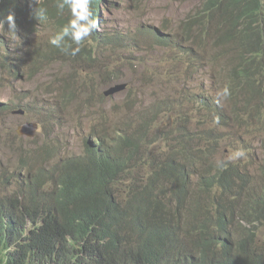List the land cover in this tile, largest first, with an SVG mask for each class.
Listing matches in <instances>:
<instances>
[{
  "label": "clouds",
  "instance_id": "1",
  "mask_svg": "<svg viewBox=\"0 0 264 264\" xmlns=\"http://www.w3.org/2000/svg\"><path fill=\"white\" fill-rule=\"evenodd\" d=\"M106 1L112 4H127L128 0H94V11L92 9V0H55L58 14H62L65 9L70 14L67 23L63 26L61 22L63 20V14L60 15V21L56 17H48V9L41 6L43 3H46V0H0V74H6L14 82L29 84L36 70L33 65L39 61L33 60L32 56L49 53L51 46H53L59 49L64 55L75 57L81 51L84 41L92 33L103 39L104 36H99L95 30L99 23L105 21L101 16L105 14ZM133 1L134 4L130 7L138 12L141 9L139 6L140 0L137 2L135 0ZM181 1L179 0L178 2L180 3ZM206 1L201 0L199 5L192 9L178 23L177 29L179 32L166 30L167 26L150 28V26H155L154 24L146 25L144 29L140 30L141 34L147 40H150L153 46H165L168 49L173 48L174 52L179 53V56L184 61L182 65L186 64L187 66L188 81L192 83L196 82L199 73H203L202 83L198 85L195 91L188 88L184 80H180L179 78L176 80L181 82L185 88V101L188 99V103L197 105L201 110L199 119L214 123L209 139L205 134L198 136L197 142L201 147L196 153L192 152V147L196 139L195 136L185 133L182 126L184 123L190 122L194 129L198 130L201 127V123L189 121V119L177 120L174 117L173 121H168V116H172L171 110L178 104L176 101H165V93H158L151 96L153 102H150V105L146 106L142 102L143 94L141 92H133L131 84L126 81L124 72L118 73L110 70L104 72L109 74L105 79L102 76L104 73L98 75L99 82L101 81L102 85L109 89L103 95L100 94L98 97H95L92 93L96 91L98 86L93 85V80L90 82L91 85L86 86L87 90L78 91L79 78L76 81L75 77L69 76L62 78L58 85L45 87L43 89V96H54L56 100L60 98V100H69L72 102L76 100L80 92L90 93L86 96V101L84 102H87L88 105V101L94 99L93 103L88 107H96L109 98L111 100L116 95L126 93V100L123 105L126 104L132 114L136 108L140 109L139 112L143 111V118L141 119L143 124L154 128L158 119H160V124L154 128L157 132L155 142L158 141V138H161L164 140L163 143L175 144L177 150L169 154L171 156L170 161L161 164L160 167L156 165L157 162H150V157H141V154H146L147 156L152 154L156 156L154 150L158 152V149H155V147L149 148L147 151L142 147L150 146V138L147 134L140 133V136L136 138L133 131H120L114 128L110 131V135L106 136L99 135L96 132V127H94L85 136L84 140H82L84 147V155L82 158L76 159V156H73L76 152L64 148L62 156L55 162H52L50 158L52 157V145L54 144H47L44 141L40 142L42 153L37 155V145L39 142L34 139L37 135V126L25 123L18 128L17 132L19 136L23 132H26L28 136L31 135L30 148L26 153L21 154L15 159L16 163L19 164L17 170L14 172H0V187H3L10 197L13 198L16 196L20 198L18 194L24 190L21 187L22 183L28 182V179H40L38 172H44L46 176L42 179H46L47 187L48 185L51 186L48 190L44 189L45 196L49 200L59 188L58 182L60 178L66 177L68 183L72 185L77 176L76 172L88 170L91 162V153L96 152L98 158L101 160L107 159L111 162L122 161V165L124 166L123 173L117 180H112L108 184L107 190L101 187L98 188L103 191L105 196L110 197L111 200H115L116 205L122 212L127 209V205L132 201L136 202V207L141 209H146L150 203L160 204L165 202V205L170 209L168 214L174 217L175 209L179 206L176 205L177 201L174 193L179 190L173 175L170 173L172 172V166L182 176L184 189L181 192L186 191L188 198H191V195L196 192L204 194L203 201L212 208L208 218L212 216L214 208L219 203H224L236 205L237 214L249 210L254 216L260 219L263 215L260 213L257 204L262 197L252 199L247 195L252 188L257 190L260 188L264 192V159L262 161H256V165H254L258 168V172L255 173L258 174L259 187L253 185L254 182L250 177L253 168L252 164L248 162L244 166H238L235 163H231L246 156V152L242 148L229 153L227 162L230 163L227 166L226 161H217V166L220 169H238L244 175L243 177L245 179L242 178L240 180L238 177H233L224 183H214L211 189H207L202 184V179L204 176H213L217 170L215 172L203 171L201 174L199 172L194 174L185 172L186 169H194L203 164H207L208 160L210 162L215 154H219V151L223 148L227 133L233 129H248L250 133L257 136L264 150V135H262L264 134V56L262 57L263 69L260 74H256L254 72V66L259 62L260 56L251 48L241 43L219 54L217 43L207 39L208 47L206 49L195 46L194 56L188 53L191 49V42L186 37L183 38V34H185L187 19L190 15L199 12L197 20L204 24L205 33L208 29L216 27L211 21H207V11L202 9ZM214 9H209L212 16H214ZM231 24L234 25L233 22ZM48 28H52V32L48 40H45L46 30ZM54 29L55 33L53 34ZM258 39L260 45H263L264 32L259 33L258 31ZM125 41V38L117 39V43L112 42V45L98 41L100 44L96 43L97 48L92 45L87 46L94 48L91 56L93 60H98L99 50L114 49L117 45H122ZM46 44V47H42ZM84 44H88L87 41ZM211 48H215L213 61L220 72H223V74L230 73L226 79L223 78L224 80L213 73L212 83L208 82L205 67H196V62H202L205 58L208 59V52ZM173 54L176 55L175 53ZM56 63L60 64L59 62ZM12 65H16L18 71L9 67ZM63 65L67 66V64ZM81 66L85 67L84 65ZM43 67L41 69H44ZM9 69H11L12 74L9 73ZM220 72L219 76H221ZM37 77L38 81H41L43 74H37ZM106 81H111V84H107ZM218 81L219 88L216 86ZM213 90L216 91L215 95L212 94ZM31 94L32 92L25 91L21 97L29 100L31 99ZM17 95L20 96V93ZM103 96L106 97L103 98ZM44 106L52 107L51 104ZM39 107L36 104H28L23 109V112H29L31 116H34L39 114L37 112ZM12 110L14 108L10 105L0 102L1 115L9 114ZM161 123H164L162 130L160 129ZM169 128H179L182 131L181 137L177 140L165 139L164 131ZM31 129H34L32 134L30 132ZM192 154L196 158L191 156ZM29 155H31L29 158L24 159ZM200 158L203 163L200 162ZM21 159H24V161L20 162ZM196 159L199 161H196ZM141 163H147L152 168L147 171L150 172L149 175L137 179L136 173L131 172V168ZM128 165L132 166L128 167ZM76 167L80 169L76 170ZM166 174L167 176H165ZM11 176H13L14 180H11ZM51 176L52 178H49ZM192 177H194V185L196 186L190 192L187 183ZM51 179L56 180L53 182ZM7 180L9 182L6 184ZM241 185L242 188H240ZM142 190H147V195L145 200L140 201L136 194ZM217 194L219 197H217ZM20 201L25 206H31L28 200L24 198H20ZM192 211L191 208V211L188 212L187 210L186 214L188 213L190 215ZM124 220L130 224V227H133V230L134 224L129 219ZM241 226L244 227L243 224Z\"/></svg>",
  "mask_w": 264,
  "mask_h": 264
},
{
  "label": "trees",
  "instance_id": "2",
  "mask_svg": "<svg viewBox=\"0 0 264 264\" xmlns=\"http://www.w3.org/2000/svg\"><path fill=\"white\" fill-rule=\"evenodd\" d=\"M41 6L48 9V17L59 20L63 14L61 22L63 26L67 23L69 12L65 9L58 14L55 0H46ZM212 7L214 16L209 10ZM92 9L95 10L94 0ZM202 9L207 11V21L216 27L205 33L204 24L197 20L199 12L190 15L183 34V38L191 42L188 53L194 56L195 46L206 49L207 39L217 43L219 54L241 43L260 56L254 66V72L260 74L264 44L259 43L258 31L264 32V0H207ZM88 41L117 43V39L108 36L101 39L94 33ZM93 50L83 43L81 51L72 57L51 46L49 53L32 56L33 60H39L33 66L41 69L46 63L63 65L66 64L63 62L74 61L87 67H99V61L91 56ZM9 67L18 71L16 65ZM9 73L12 74L11 69ZM108 75L102 76L105 79ZM106 83L111 84V81ZM200 162L203 163L202 159ZM123 167L122 161L101 160L92 152L88 170L76 172L72 185L66 177L60 178L59 188L49 200L43 188L44 172H38L40 179H28L29 183L21 185L24 190L18 195L31 206H25L16 196L7 201L0 195V264H264V250L250 247L251 240L258 238L256 227L264 224V194L257 204L263 215L260 219L249 210L237 214L236 205L224 203H219L208 218L212 208L203 201L196 202L192 213H187L182 222L181 210L188 194L181 192L184 189L182 176L171 166L170 173L179 190L174 193L179 205L174 217L168 214L170 209L165 202L150 203L146 209H141L132 201L122 212L115 200L98 188L107 190L108 184L123 173ZM243 176L235 168L218 169L213 176H204L202 184L211 189L214 183H224L233 177L245 179ZM10 178L14 180L13 176ZM136 195L140 201L145 200L147 190ZM124 219L134 224L133 230ZM241 224L245 226L247 240L230 243L229 239L234 240L237 234H230L231 229L238 232L243 227Z\"/></svg>",
  "mask_w": 264,
  "mask_h": 264
},
{
  "label": "rangeland",
  "instance_id": "3",
  "mask_svg": "<svg viewBox=\"0 0 264 264\" xmlns=\"http://www.w3.org/2000/svg\"><path fill=\"white\" fill-rule=\"evenodd\" d=\"M136 2L138 0H135ZM174 0H140L139 6L141 9L137 12L134 8H131L134 4L133 0H128L127 4H117L105 2V14L101 16L104 22L97 25L96 32L99 36H108L110 39H126L122 45H117L114 49H101L98 51V66L99 67H83L76 62H67L66 65H60L58 63H49L44 65V69L37 68L34 71L33 77L30 79L29 84L14 82L6 74H0V102L10 105L14 110L9 114H0V172H14L19 166L15 159L23 153H26L30 148L31 135H27L23 132L18 135V128L25 123L37 126V135L34 138L39 144L37 145V155L42 153L40 142L44 141L47 144L52 145V162H55L63 154V149L67 148L76 152L73 156L76 159H80L84 155V147L82 140L90 132V130L96 127V132L99 135H110V131L114 128L117 130H130L134 132L136 138L140 136V133H145L150 138V146H142L145 151L149 148L155 147L158 152L154 150L156 156L152 154L147 156L141 154V157L149 158L150 162L156 163L161 167V164L170 161L171 156L169 154L177 150V147L173 143H163V139L157 138V132L154 129L160 124L158 119L154 128L149 125L143 124L142 112H139V108L133 112L129 111V107L124 104L126 100V93H121L115 97L101 102L96 107H88L93 103L94 99L86 101V96L90 93L80 92L76 100L73 102L69 100L55 99L54 96H43V89L47 86L58 85L62 78L69 76H76L79 78L78 91L87 90L86 86L97 85L96 91L92 94L98 97L103 95L109 88L102 85L98 80V75L106 71L114 70L118 73H123L126 81L131 84V89L134 93H142V102L146 106L150 105L151 96L158 93H165L164 100L167 102L176 101L177 106L171 110V115L168 116V121H173V117L177 120H188L200 122L201 127L195 130L191 123H184L182 129L185 133H189L195 136L192 152L196 153L201 145L197 142L200 134H205L209 139L214 127V123L199 119L201 116V110L197 105H191L188 103V99L185 101V88L178 80H184L188 88L193 91L196 90L198 85L202 83L203 73H199L196 82L192 83L187 79V66L183 64V60L179 56L178 52H174L173 48L168 49L165 46H153L150 40H147L140 32L146 25L160 28V26H167L166 30L178 31L177 26L186 15L199 5L201 0H183L179 3ZM103 5V4H102ZM144 10V11H143ZM142 11L141 13H139ZM99 29V30H97ZM52 28L46 30L45 40H48ZM179 32V31H178ZM55 33V29L53 34ZM87 45H92L97 48L95 42H89ZM46 45L42 47H46ZM176 55H174L173 53ZM215 48H211L208 52V59L205 58L202 62H196V67H205L206 77L208 82L212 83L213 73L220 77V79H226L230 73H221L219 68L214 64ZM30 62V60H28ZM215 68V69H214ZM221 76H219V72ZM37 74H43L42 80L38 81ZM36 76V77H35ZM80 77L82 78L80 80ZM144 78V79H143ZM224 78V79H223ZM216 86L219 88V81ZM49 88V87H48ZM40 91H39V90ZM76 90V84H75ZM25 91L32 92L31 99L26 100L22 98V94ZM198 91V90H197ZM22 92V93H21ZM20 93V96L17 95ZM212 94L215 95L216 91L213 90ZM150 96V97H149ZM106 96H103V98ZM28 104H36L40 106L38 113L31 116L29 112H23V109ZM51 104L52 107L44 106ZM42 106V107H41ZM36 111V109H35ZM167 117V115H165ZM164 123H161L160 129H163ZM29 131V130H28ZM34 129H31V134ZM46 133V134H45ZM182 131L179 128H169L164 131L165 139L177 140L181 137ZM264 135V134H262ZM244 149L246 156L235 163L238 166H244L246 163L253 165L250 173V177L253 180V185L259 187L258 168L255 167L256 161H262L264 159V150L262 149L259 140L256 135L250 133L248 129H233L226 135V140L223 144V148L219 151V154L210 160L208 164H203L200 167L194 169H186L185 172L194 174L203 171L215 172L220 169L217 166V161H226V166L230 163L227 162V156L229 153L236 149ZM72 156V157H73ZM191 156H194L192 154ZM71 157V158H72ZM152 158V159H151ZM124 159V158H123ZM155 165V166H156ZM132 166V165H128ZM147 163H141L136 166H132L131 172L136 173V178L141 179L144 176L149 175V169H151ZM8 174V173H7ZM43 188L48 190L51 186L48 185L46 179H42ZM188 190L192 192L196 185H194V177H192L188 183ZM0 195L5 197L7 201H10L12 197L8 195L3 187H0ZM191 198L183 205L181 210L182 222L186 216V212L191 211V208L196 202L203 201L204 194L196 192L191 195ZM249 198L257 199L262 197L261 191L252 188L249 194ZM217 197L218 194H217ZM244 232V233H243ZM258 238H253L250 243V247L258 249V251L264 250V224L256 227ZM235 235V239L231 237L229 242L233 244V241L238 244L239 242H245L247 240V234L245 233V226L240 228L237 232L235 228H232L230 234ZM195 250V247L193 251Z\"/></svg>",
  "mask_w": 264,
  "mask_h": 264
},
{
  "label": "water",
  "instance_id": "4",
  "mask_svg": "<svg viewBox=\"0 0 264 264\" xmlns=\"http://www.w3.org/2000/svg\"><path fill=\"white\" fill-rule=\"evenodd\" d=\"M114 92V91H113Z\"/></svg>",
  "mask_w": 264,
  "mask_h": 264
}]
</instances>
